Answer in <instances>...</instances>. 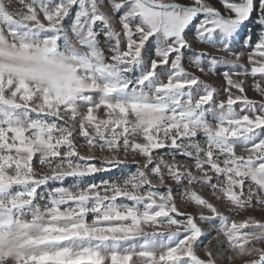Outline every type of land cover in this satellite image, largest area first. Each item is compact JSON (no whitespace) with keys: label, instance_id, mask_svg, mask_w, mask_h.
I'll list each match as a JSON object with an SVG mask.
<instances>
[{"label":"snow or ice","instance_id":"obj_1","mask_svg":"<svg viewBox=\"0 0 264 264\" xmlns=\"http://www.w3.org/2000/svg\"><path fill=\"white\" fill-rule=\"evenodd\" d=\"M0 264H264V0H0Z\"/></svg>","mask_w":264,"mask_h":264},{"label":"rangeland","instance_id":"obj_2","mask_svg":"<svg viewBox=\"0 0 264 264\" xmlns=\"http://www.w3.org/2000/svg\"><path fill=\"white\" fill-rule=\"evenodd\" d=\"M252 27H253V25H249V28H252ZM246 31H247V29H246ZM249 95H253V94L252 93H249ZM101 175H103L105 178H107V175L108 174H97L96 179L99 180V178H100ZM257 216L259 217V213H257Z\"/></svg>","mask_w":264,"mask_h":264}]
</instances>
